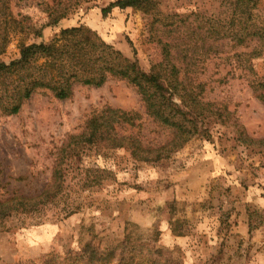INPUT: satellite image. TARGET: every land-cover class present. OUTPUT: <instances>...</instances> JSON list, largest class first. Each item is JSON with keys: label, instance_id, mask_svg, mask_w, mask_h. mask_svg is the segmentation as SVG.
<instances>
[{"label": "rangeland", "instance_id": "1", "mask_svg": "<svg viewBox=\"0 0 264 264\" xmlns=\"http://www.w3.org/2000/svg\"><path fill=\"white\" fill-rule=\"evenodd\" d=\"M57 1L9 0L2 13L0 0L9 39L0 61L19 58L20 41L86 24L144 71L183 80L206 112L184 119L198 129L179 146V130L150 115L124 79L76 85L66 99L40 90L14 114L0 106V202L25 198L0 218V264H117L148 253L159 264H264V101L251 84L264 77V39L253 35L264 0H154L108 14L116 0H63L68 16L46 25V3ZM172 101L189 111L178 93ZM105 109L132 122L92 137L90 120Z\"/></svg>", "mask_w": 264, "mask_h": 264}, {"label": "trees", "instance_id": "2", "mask_svg": "<svg viewBox=\"0 0 264 264\" xmlns=\"http://www.w3.org/2000/svg\"><path fill=\"white\" fill-rule=\"evenodd\" d=\"M8 1L2 0V13L6 12ZM243 1L256 2L257 0ZM153 3L154 0H116L102 8V12L108 14L116 7L149 9ZM45 10L48 12L46 25H55L68 16L70 6L63 0H59L53 5L46 3ZM22 29L25 27L23 26ZM29 30L36 37L41 36V28L29 26ZM254 34L260 35L263 40L264 28L254 30ZM8 42V32L0 34V53L6 50ZM19 48V58L10 62L0 61V106L10 114L18 113L22 103L37 91H48L59 99H66L74 94L76 85L100 87L109 78L124 79L133 84L141 94L148 113L163 124L179 130V146L198 129L197 126H191V128L186 126L184 119L190 115L196 122V117L206 112L200 107L199 95L185 88L183 80L156 70V66V69L149 73L144 71L135 57L123 54L86 24L61 28L49 42L20 41ZM251 84L261 91L260 98L264 101V77H254ZM175 93L180 95L189 111L175 107L172 101ZM132 119L133 116L128 112L116 109L102 110L93 115L90 120V134L92 137L103 139L105 134H112L111 127L115 122L130 123ZM109 138L115 140L112 136ZM262 143L264 144V139L261 140ZM175 144L176 142L171 143L173 148H176ZM22 199L25 198H19L14 202L12 201L15 199H12L8 203L0 202V218L11 210H17L18 200ZM160 254L166 256L167 263H174V259L166 252L161 251ZM148 256L150 257L147 260L137 261L132 256H122L117 264H159V261L149 253ZM94 259L101 260L102 256L100 259L92 257L86 264H94Z\"/></svg>", "mask_w": 264, "mask_h": 264}]
</instances>
